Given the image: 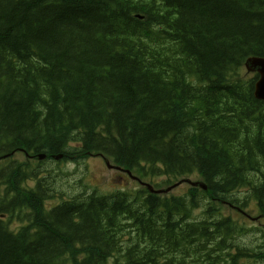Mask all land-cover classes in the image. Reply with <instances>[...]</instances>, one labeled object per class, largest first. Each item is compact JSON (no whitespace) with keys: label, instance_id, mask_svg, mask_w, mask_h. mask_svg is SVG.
<instances>
[{"label":"trees","instance_id":"obj_1","mask_svg":"<svg viewBox=\"0 0 264 264\" xmlns=\"http://www.w3.org/2000/svg\"><path fill=\"white\" fill-rule=\"evenodd\" d=\"M251 56L264 0H0V264H263L264 224L230 215L264 212ZM93 154L206 189L58 187ZM247 232L255 249L232 241Z\"/></svg>","mask_w":264,"mask_h":264},{"label":"rangeland","instance_id":"obj_2","mask_svg":"<svg viewBox=\"0 0 264 264\" xmlns=\"http://www.w3.org/2000/svg\"><path fill=\"white\" fill-rule=\"evenodd\" d=\"M21 158V157H20ZM3 161V160H1ZM57 172H53L52 174H61L63 171V175L66 176L63 178L59 175V179L56 184L59 188H63L66 192L74 191L75 194L86 189L87 191H91L93 189L97 190L100 193H105L109 191H113L120 188H128L134 189L138 188L140 185L131 179H118V171L113 168H107L100 157L98 156H90L84 161H80L77 164L68 162L66 164L60 165V168L55 169ZM194 179L193 177H191ZM161 177L154 178V182H159ZM143 181H147V178H143ZM77 181H81L77 184ZM70 183V185L68 184ZM150 182V181H149ZM186 184H182L181 187H185ZM178 188L174 190L177 191ZM52 202L49 201L47 205H50ZM249 213L255 214L257 211L254 209L253 202L250 201L248 206L246 207ZM226 211V209H225ZM230 211V210H229ZM231 218L234 220H242V216L238 213L230 211ZM262 223H264V219H261ZM243 222V221H242ZM246 227H249L250 222L242 223ZM243 235V236H242ZM235 239L233 242L238 243L242 248H249L251 245L253 249L257 247L259 243H261V237L257 233L247 232L245 234H237L234 235ZM247 263V261H245ZM245 263V264H246ZM264 264V263H263Z\"/></svg>","mask_w":264,"mask_h":264},{"label":"water","instance_id":"obj_3","mask_svg":"<svg viewBox=\"0 0 264 264\" xmlns=\"http://www.w3.org/2000/svg\"><path fill=\"white\" fill-rule=\"evenodd\" d=\"M245 66L248 70L250 71H256L258 73V77L255 80L253 84V96L256 99L259 100H264V58L263 57H258V56H252L246 59ZM6 155H3L2 157H5ZM45 156L44 153L37 154L36 157L41 159ZM1 157V156H0ZM59 157V156H55ZM187 182H190L188 179H183ZM192 185H199L202 188H205V185L200 183V182H190ZM177 183L173 184L172 186H169L165 189H158V190H153L150 185L147 184V187L154 192L160 193V192H166L171 187L175 186Z\"/></svg>","mask_w":264,"mask_h":264},{"label":"bare ground","instance_id":"obj_4","mask_svg":"<svg viewBox=\"0 0 264 264\" xmlns=\"http://www.w3.org/2000/svg\"><path fill=\"white\" fill-rule=\"evenodd\" d=\"M245 62H246V59H245L244 63H245ZM11 153H12V152H11ZM1 160H4V157L1 156V157H0V161H1Z\"/></svg>","mask_w":264,"mask_h":264}]
</instances>
